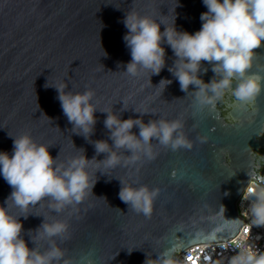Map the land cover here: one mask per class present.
<instances>
[{
  "label": "water",
  "instance_id": "95a60500",
  "mask_svg": "<svg viewBox=\"0 0 264 264\" xmlns=\"http://www.w3.org/2000/svg\"><path fill=\"white\" fill-rule=\"evenodd\" d=\"M130 11L168 26L175 19L178 31L194 34L207 8L203 0H0V152L11 155L13 137L29 135L38 145H51L58 165L83 155L96 159L86 168L89 183L96 181L92 191L60 212L48 198L27 209L6 204L12 188L0 175V206L18 217L29 248H61L59 264H158L165 252L175 261L188 248L231 241L246 224L236 208L245 187L252 180L264 185V91L247 105L226 91L215 107L201 108L196 86L181 91L168 71L176 57L166 43L159 75H128L123 20ZM202 66L208 71L200 78L209 83L211 65ZM249 72L264 77V46L255 50ZM161 79L172 82L158 86ZM64 85V92L94 93L97 122L88 139L63 114L55 87ZM106 112L144 123L180 120L192 148L173 151L153 139L155 159L125 164L131 152L113 149L121 162L106 167L100 161L108 154L97 155L93 143L113 145ZM131 131L139 136L138 126ZM121 182L159 190L150 218L120 200ZM44 221H63L67 232L51 239L43 229L37 234Z\"/></svg>",
  "mask_w": 264,
  "mask_h": 264
},
{
  "label": "clouds",
  "instance_id": "9594fccd",
  "mask_svg": "<svg viewBox=\"0 0 264 264\" xmlns=\"http://www.w3.org/2000/svg\"><path fill=\"white\" fill-rule=\"evenodd\" d=\"M203 4L207 11L201 14L202 26L194 34L178 31L175 19L168 26L134 11L128 12L123 20L128 30L123 40L130 49L131 60L126 64L125 72L137 76L140 70H146L151 75H159L166 64V53L162 47L166 43L176 57L168 71L178 80L181 91L188 93L190 85L196 86L194 93L199 107H215L216 101L226 91H230L241 105L250 104L264 91V77L249 72L255 50L264 46V0H203ZM161 24L166 26L163 31ZM202 62L210 64L214 73L209 83L200 78L201 71H208ZM233 81L236 82L234 88ZM171 82L161 79L158 86L163 84L166 87ZM63 87L67 85L55 87L63 114L73 125V130L79 128L78 134L88 139L97 122L94 115L97 108L90 102L94 93L89 90L72 94L64 92ZM106 113L104 126L110 132L113 145L105 140L93 142L97 155L108 154L100 161L106 167H115L121 162V157L113 149L131 152L125 164H135L142 156L155 159L153 139L173 151L192 148V143L181 131L183 123L180 120L158 119L144 123L139 118L122 120L115 113ZM134 126L139 127V136L131 131ZM201 142H206V138ZM50 146L38 145L29 135H22L13 137L11 155L0 152V175L12 188L6 204L12 200L17 207L27 209L29 205L48 198L52 202L50 207L60 212L68 205L80 203L88 190L92 191L96 181L89 183L86 168L95 157L89 160L83 155L71 159L66 166L58 165V157L53 158L49 152ZM121 184L120 200L129 209L150 218L159 190L149 189L146 185L132 187ZM248 196L251 223L255 227H264V186L249 188ZM41 229L43 235L51 239L66 233L68 225L63 221H44L36 233L40 234ZM22 230L18 217L9 214L7 207L0 206V264H59L64 257L61 248L55 243L43 253L36 247L29 248L21 237ZM157 261L158 264H175L168 252ZM229 264H264V252L257 247L241 250L230 258Z\"/></svg>",
  "mask_w": 264,
  "mask_h": 264
},
{
  "label": "built area",
  "instance_id": "2783aa9c",
  "mask_svg": "<svg viewBox=\"0 0 264 264\" xmlns=\"http://www.w3.org/2000/svg\"><path fill=\"white\" fill-rule=\"evenodd\" d=\"M256 186L264 185L257 181H250L236 203L238 216L246 223L236 238L227 242L202 244L188 248L175 259V264H229L230 258L241 250L257 247L264 252V227L253 226L249 211L248 189ZM189 257L192 259L190 260Z\"/></svg>",
  "mask_w": 264,
  "mask_h": 264
},
{
  "label": "snow or ice",
  "instance_id": "6c2138e0",
  "mask_svg": "<svg viewBox=\"0 0 264 264\" xmlns=\"http://www.w3.org/2000/svg\"><path fill=\"white\" fill-rule=\"evenodd\" d=\"M189 259L191 260L192 258H191V257H189Z\"/></svg>",
  "mask_w": 264,
  "mask_h": 264
}]
</instances>
